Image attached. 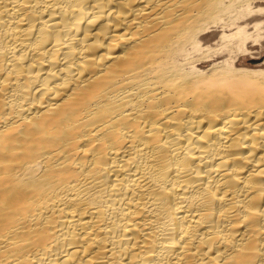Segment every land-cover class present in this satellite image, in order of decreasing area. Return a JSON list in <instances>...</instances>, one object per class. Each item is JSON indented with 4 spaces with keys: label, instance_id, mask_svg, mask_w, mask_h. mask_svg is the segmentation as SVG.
<instances>
[{
    "label": "bare ground",
    "instance_id": "1",
    "mask_svg": "<svg viewBox=\"0 0 264 264\" xmlns=\"http://www.w3.org/2000/svg\"><path fill=\"white\" fill-rule=\"evenodd\" d=\"M263 54L264 0H0V264H264Z\"/></svg>",
    "mask_w": 264,
    "mask_h": 264
},
{
    "label": "rangeland",
    "instance_id": "2",
    "mask_svg": "<svg viewBox=\"0 0 264 264\" xmlns=\"http://www.w3.org/2000/svg\"><path fill=\"white\" fill-rule=\"evenodd\" d=\"M264 55V54H263ZM248 60H251V58H249Z\"/></svg>",
    "mask_w": 264,
    "mask_h": 264
}]
</instances>
